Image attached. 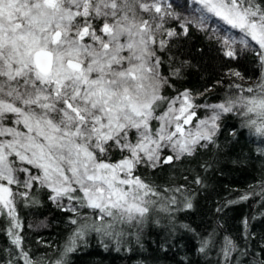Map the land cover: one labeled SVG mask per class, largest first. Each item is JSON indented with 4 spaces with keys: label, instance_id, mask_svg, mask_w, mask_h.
I'll list each match as a JSON object with an SVG mask.
<instances>
[{
    "label": "snow or ice",
    "instance_id": "snow-or-ice-1",
    "mask_svg": "<svg viewBox=\"0 0 264 264\" xmlns=\"http://www.w3.org/2000/svg\"><path fill=\"white\" fill-rule=\"evenodd\" d=\"M187 3L0 0V214L7 210L8 234L17 247L22 241L13 228L21 225L13 184L31 190L37 182L58 205L66 198L97 210L96 222L81 225L69 239L66 254L86 229L119 236L123 226L143 223L155 203L149 197L160 193L134 170L172 165L197 147H207L203 142L214 143L223 113L235 112L243 127L264 137V82L247 89L233 85L240 88L234 99L208 106L219 111L189 128L185 125L196 115L192 109L199 107L191 93L185 90L171 99L162 94L167 78L159 72L156 51L166 41H158L156 34L163 30V35L175 36L164 29L165 19H180L174 7L186 9ZM192 3L199 5L193 9L198 15L184 18L183 34L190 27L208 32L216 17L242 33L237 41L211 30L209 38L221 42L225 56L239 59L254 41L264 66V0ZM237 43L243 46L240 52ZM228 74L242 78L238 69L230 68ZM153 120L159 122L155 127ZM165 149L170 154L162 156ZM113 150L122 154L115 162L109 155ZM18 194L28 198L27 191ZM185 207H193L190 200ZM232 249L227 242L225 258ZM20 256L24 264H33L22 249Z\"/></svg>",
    "mask_w": 264,
    "mask_h": 264
},
{
    "label": "trees",
    "instance_id": "trees-1",
    "mask_svg": "<svg viewBox=\"0 0 264 264\" xmlns=\"http://www.w3.org/2000/svg\"><path fill=\"white\" fill-rule=\"evenodd\" d=\"M191 0H188V3ZM169 3L183 4L184 0ZM187 3V7L189 4ZM180 19L166 18L164 29L175 36L156 34L165 46L157 48L159 72L167 78L162 94L173 98L189 91L196 113L195 124L207 112H216L211 105L234 99L240 88H255L264 82V66L256 50L243 49L237 60L224 54V46L209 38L210 26L221 28L220 36L237 31L212 17L208 32L195 27L183 34L185 17L198 15L193 9L174 7ZM242 36V35H240ZM240 39V37H238ZM238 39V41H239ZM238 52L243 48L236 44ZM238 69L242 78L228 74ZM178 70V71H177ZM233 85H240L236 88ZM243 95H252L244 92ZM166 103L158 113L165 110ZM153 120V126L158 125ZM219 130L214 143L203 142L190 157L172 165L134 170L146 182L155 186L158 196L149 197V214L143 223L123 226L119 236L105 235L91 228L76 240L73 251L65 254V246L83 224H94L97 210L78 207L77 201L62 198L60 205L49 199L51 192L33 182L31 190L11 185L15 196V213L21 227L13 228L21 238L17 247L8 234L10 217L0 214V264H24L21 249L33 264H264V137L242 126L235 112L223 113L217 121ZM170 154L165 149L163 155ZM113 162L121 158L118 150L110 154ZM33 171H36L33 169ZM21 181L25 174L21 173ZM199 179V183L194 182ZM180 188L179 192L174 191ZM168 189L169 191H165ZM28 192V198L18 193ZM171 197L175 198L172 202ZM191 201V209L185 200ZM71 206L75 212L67 210ZM75 219L76 224L71 221ZM207 244L204 245V242ZM231 242L233 249L225 258L224 249ZM204 245L203 251L201 247Z\"/></svg>",
    "mask_w": 264,
    "mask_h": 264
},
{
    "label": "rangeland",
    "instance_id": "rangeland-1",
    "mask_svg": "<svg viewBox=\"0 0 264 264\" xmlns=\"http://www.w3.org/2000/svg\"><path fill=\"white\" fill-rule=\"evenodd\" d=\"M174 2H175V0H173ZM177 1V0H176ZM182 0H178V2H181ZM189 4V7H187V8H189V10L190 9H195V8H198L199 7V5H197V4H194V3H192V0L188 3ZM227 25V24H226ZM212 26V25H211ZM210 26V29H213V27H211ZM228 27H229V29H231V30H233V31H237L235 34H232V33H227L228 35H231L234 39H236L237 41H238V37H241L240 35H242V33H240L239 32V30H237V29H233V28H231L229 25H228ZM218 31H220V32H223L222 31V29L221 28H218ZM224 33V32H223ZM238 44V43H237ZM251 45H252V47L251 48H249V49H251V50H256L257 48H258V45H256L255 44V42L253 41V42H251ZM235 47H237L236 45H235ZM178 106V105H177ZM214 113H212V112H207L206 113V115H204V119H208V118H210L212 115H213ZM203 120V119H202ZM197 124H195V122H194V119L192 118V121H191V123L189 124V125H185V127L186 128H189V127H194V126H196ZM20 175H21V173H17V176H18V178L21 180V177H20ZM25 177H26V174H25Z\"/></svg>",
    "mask_w": 264,
    "mask_h": 264
}]
</instances>
